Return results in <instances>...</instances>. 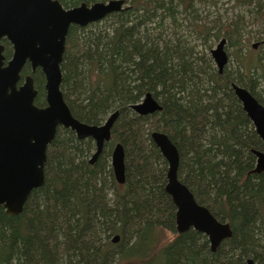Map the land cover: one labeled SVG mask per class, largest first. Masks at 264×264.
I'll list each match as a JSON object with an SVG mask.
<instances>
[{"label": "trees", "instance_id": "16d2710c", "mask_svg": "<svg viewBox=\"0 0 264 264\" xmlns=\"http://www.w3.org/2000/svg\"><path fill=\"white\" fill-rule=\"evenodd\" d=\"M60 1L70 7L97 0ZM195 1L201 0H125L128 6L100 21L71 25L62 62L65 100L91 124L117 110L112 139L91 164L93 138L58 128L43 186L21 213L0 208V264H246L249 257L264 264V172L253 171V150H264V142L232 87L247 88L264 104V56L240 51L237 67L219 72L175 32L178 5L191 13ZM249 12L264 20V0ZM243 25L238 15L224 30L236 48L245 45ZM212 28L201 33L205 40ZM216 30L219 38L223 29ZM34 76L43 106L44 75ZM147 92L162 110L139 115L131 104ZM154 130L177 145L179 178L196 200L230 223L233 235L217 251L202 232L177 233V207L165 189L168 163L151 138ZM118 142L126 152L124 184L110 164Z\"/></svg>", "mask_w": 264, "mask_h": 264}, {"label": "water", "instance_id": "95a60500", "mask_svg": "<svg viewBox=\"0 0 264 264\" xmlns=\"http://www.w3.org/2000/svg\"><path fill=\"white\" fill-rule=\"evenodd\" d=\"M125 0L83 2L66 8L59 0H0V39L7 36L14 45L13 58L3 67L0 45V208L9 215L23 211L31 192L45 183V165L50 144L59 127L70 128L79 139L92 137L96 150L90 158L94 163L111 139L112 127L119 115L116 110L101 124H90L76 118L64 99L61 63L66 37L71 25L85 26L123 10ZM227 39L221 38L211 49L212 58L223 72L229 62L225 49ZM258 44L256 43L255 46ZM29 60L33 71L38 67L46 78V106L35 104L37 95L33 77L17 87L20 72ZM234 93L264 142V104L250 90L236 83ZM139 115L162 110L152 92L131 104ZM151 138L168 163L166 191L177 207L176 229L179 233L191 228L207 235L212 252L231 238L229 222L218 219L211 210L200 204L191 189L179 179L180 153L177 145L163 131L154 130ZM256 155L255 173L264 172V150ZM112 166L119 183L126 182V152L117 143L112 153ZM120 235H115L118 242ZM246 264H256L252 258Z\"/></svg>", "mask_w": 264, "mask_h": 264}, {"label": "rangeland", "instance_id": "374dc122", "mask_svg": "<svg viewBox=\"0 0 264 264\" xmlns=\"http://www.w3.org/2000/svg\"><path fill=\"white\" fill-rule=\"evenodd\" d=\"M253 1L255 3L257 0ZM173 2L178 3V0H173ZM254 3L249 4L242 0H201L193 3V10L191 13H186L184 7L179 4L176 9L178 13H176L177 26L175 32L179 35H183V38H186L190 45L195 47L200 55L213 59L211 49L216 47L221 38L226 37L224 35L225 27L233 20H236L238 15L244 16L241 42H244L245 45L236 48L229 40L226 45V49L231 57L227 69L233 71L237 67V58H239L238 54L240 51L242 54L249 56L252 54H262L264 56V46H260L257 49L252 47L254 42L264 40V20L257 21L253 14L249 12V9L253 8ZM126 6H128V3H125L124 7ZM164 24L169 32H171L170 28L173 29L171 18L168 17ZM209 26L213 27L212 36L210 39L205 40L202 34L205 32V28ZM214 27H216V29H223L219 38L213 35L218 31ZM214 66H216L215 62ZM262 96L264 97V92ZM166 236L167 238H173L174 234L167 230Z\"/></svg>", "mask_w": 264, "mask_h": 264}, {"label": "flooded vegetation", "instance_id": "af4514ba", "mask_svg": "<svg viewBox=\"0 0 264 264\" xmlns=\"http://www.w3.org/2000/svg\"><path fill=\"white\" fill-rule=\"evenodd\" d=\"M60 1V0H59ZM61 2V1H60ZM62 3V2H61ZM81 3H83V2H81ZM80 3V4H81ZM63 4V3H62ZM80 4H78V5H80ZM78 5H75V6H78ZM63 6H64V4H63ZM65 7V6H64ZM71 7H74V6H70V7H66V8H71ZM94 23V22H93ZM91 24V23H90ZM75 25V24H74ZM78 26H80V25H78ZM86 26V25H85ZM66 39H67V37H66ZM227 43V42H226ZM258 44L257 46H255V44ZM0 45H2L3 46V49H2V51H1V55L3 56V58H2V61H3V67L4 66H6L7 64H8V62L13 58V55H14V45H13V43L11 42V40L7 37V36H4V37H2L1 39H0ZM227 45V44H226ZM226 45H225V49H226ZM260 46H264V40H258L257 42H254L253 44H252V47L254 48V49H257V48H259ZM65 48H66V44H65ZM253 49V50H254ZM227 50V49H226ZM228 52V51H227ZM228 55H229V53H228ZM64 56V55H63ZM229 60H230V55H229ZM63 62V61H62ZM228 64H229V62L227 63V65H226V67L228 66ZM217 67V66H216ZM26 68H27V70H26ZM41 71L42 72V74L44 75V91H45V94H46V88H45V84H46V78H45V74L43 73V70L40 68V67H38L35 71H33V68H32V64H31V62L29 61V60H27V62L24 64V66H23V68H22V70H21V72H20V79H19V81L17 82V87L19 88L20 86H22L24 83H25V80H26V77L28 76V75H31L32 77H33V82H34V89H36V91H37V95H36V98L38 97V96H40V93H39V89L37 88V84H36V81H35V74L37 73V71ZM61 71H62V63H61ZM62 76H63V71H62ZM62 89V88H61ZM42 92V91H41ZM62 92H63V90H62ZM63 95H64V93H63ZM42 96V95H41ZM36 98H35V104L36 105H38L37 103H36ZM45 99H46V95H45ZM64 99H65V97H64ZM66 101V100H65ZM67 102V101H66ZM68 104V103H67ZM47 104H45V105H43V106H40V105H38V106H40V107H44V106H46ZM69 105V104H68ZM70 107V106H69ZM71 109V108H70ZM71 112H72V110H71ZM73 114V113H72ZM111 114V113H110ZM109 114V115H110ZM74 115V114H73ZM109 115H107L106 116V118L101 122V123H103L106 119H107V117L109 116ZM77 118V117H76ZM80 120V119H79ZM82 121V120H81ZM83 122H85V121H83ZM116 122V121H115ZM86 123H88V122H86ZM101 123H99V124H101ZM91 124V123H90ZM115 124V123H114ZM113 127H114V125H113ZM113 127H112V131H111V133H113ZM68 129H70V128H68ZM73 131V130H72ZM87 138H89V137H87ZM92 138V137H91ZM111 139H112V135H111ZM110 139V140H111ZM94 140V139H93ZM109 140V141H110ZM109 141H107V142H109ZM106 142V143H107ZM94 143H95V140H94ZM105 143V144H106ZM118 143H120V142H118ZM105 146V145H104ZM116 146V145H115ZM114 146V147H115ZM114 147H113V150H114ZM125 149V148H124ZM95 150H96V144H95ZM95 150H94V152H95ZM93 152V153H94ZM93 153H92V155H93ZM112 153H113V151H112ZM92 155H91V157H92ZM163 156V155H162ZM90 157V158H91ZM111 160H112V154H111V159H110V164H111V167H112V169H113V166H112V162H111ZM126 165H127V162H126ZM254 170V169H253ZM113 174H114V171H113ZM179 176V175H178ZM114 177H115V175H114ZM116 179V178H115ZM126 179H127V170H126ZM180 179V178H179ZM181 180V179H180ZM117 181V180H116ZM182 181V180H181ZM183 182V181H182ZM119 183V182H118ZM120 184H122V183H120ZM124 184V183H123ZM176 231H177V229H176ZM177 233L178 234H181V233H179L178 231H177ZM183 233V232H182ZM225 241V240H224ZM211 248V247H210ZM212 251V250H211ZM249 258H252V257H249ZM249 258H247V259H249ZM247 259H246V262H247ZM254 261H255V259L254 258H252ZM255 263L256 264H258L256 261H255Z\"/></svg>", "mask_w": 264, "mask_h": 264}]
</instances>
